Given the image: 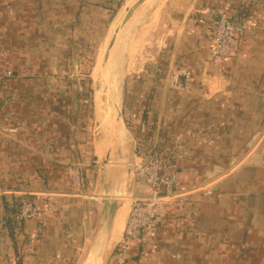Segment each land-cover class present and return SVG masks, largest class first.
I'll list each match as a JSON object with an SVG mask.
<instances>
[{
  "label": "crops",
  "instance_id": "1",
  "mask_svg": "<svg viewBox=\"0 0 264 264\" xmlns=\"http://www.w3.org/2000/svg\"><path fill=\"white\" fill-rule=\"evenodd\" d=\"M119 1L0 0V193H12L0 196V264H83L92 250L102 207L88 195H102L96 160L110 152L115 126L106 141L93 142L96 110L103 119L109 104L110 73L94 104L81 66L95 58L99 26ZM157 4L139 22L135 15L126 43L130 58L132 36L143 27L145 37L155 34L145 58H130L121 86L131 121L123 149L136 168L156 155L169 161L175 195L125 264H264V0ZM218 9L248 28L234 55L215 64L211 12ZM182 72L191 73L190 82ZM77 167L83 180L95 173L88 184L73 183ZM13 195L40 208L52 201L43 234L39 218L10 227ZM149 195L148 185H129L122 226L115 224L101 264H118L130 203Z\"/></svg>",
  "mask_w": 264,
  "mask_h": 264
},
{
  "label": "built area",
  "instance_id": "2",
  "mask_svg": "<svg viewBox=\"0 0 264 264\" xmlns=\"http://www.w3.org/2000/svg\"><path fill=\"white\" fill-rule=\"evenodd\" d=\"M214 16L215 38L212 52V60L218 64L222 60L230 58L235 53L236 43L247 30V25L233 18L227 9H218L211 12ZM185 80L190 82V72H182ZM8 77L11 72H6ZM4 78L0 72V80ZM171 163L162 157L153 156L148 162H141L136 168V180L145 183L151 188V195L145 198H136L129 208V216L124 230L123 238L116 248L115 259L118 264H125L129 258L130 251L134 244L144 243L149 240L156 229L163 213L167 199L175 195L176 172L171 168ZM72 181L76 186H82L83 176L78 169L72 173ZM0 196L10 195L5 192ZM16 212L13 215V225L18 230L24 222L39 218L38 233L44 232L45 216L53 213L56 207L52 201L43 203L42 207L28 197L14 196ZM4 228L7 223L2 222Z\"/></svg>",
  "mask_w": 264,
  "mask_h": 264
},
{
  "label": "water",
  "instance_id": "3",
  "mask_svg": "<svg viewBox=\"0 0 264 264\" xmlns=\"http://www.w3.org/2000/svg\"><path fill=\"white\" fill-rule=\"evenodd\" d=\"M152 0H132L124 2L122 20L114 29L109 40L108 52L106 53L105 63L108 65L112 60L116 51H120L125 63L115 60L113 71L108 77L107 89L109 91V106L112 112V122L115 126V132L111 137V148L115 150L118 157L115 161H121L122 167H117L114 180L109 178V170L107 164L112 162L110 154H107V159L101 167L103 186L101 201V214L99 216L97 233L94 239L92 250L83 264H101V260L105 253L106 247L112 235L115 224L117 223L118 230L121 228L125 214V195L129 185L135 179L136 166L124 154V134L127 131V125L124 119L123 107L120 103V89L122 82L128 71V54L126 41L128 32L132 30L131 23L134 20L136 13L148 2ZM114 62V61H113Z\"/></svg>",
  "mask_w": 264,
  "mask_h": 264
},
{
  "label": "rangeland",
  "instance_id": "4",
  "mask_svg": "<svg viewBox=\"0 0 264 264\" xmlns=\"http://www.w3.org/2000/svg\"><path fill=\"white\" fill-rule=\"evenodd\" d=\"M126 1V0H125ZM124 1V2H125ZM128 1V0H127ZM158 1V2H157ZM152 0L151 2H148L146 5L143 6V8L138 11V13L136 14V19L137 22H139V20L142 19V15L146 13V8L147 7H152L153 5H155V3L157 4L156 7H163V5L165 6L168 0ZM162 2V4H159V2ZM124 2L120 3L117 7H112V12L108 14V16L105 18H103V21L101 22V26H99V32H98V37H97V44H95V46H97V51L95 54V58L91 61H87L85 66H81V73H83V75H85L86 77H90L92 79V89L93 92L88 93V95L90 94V97L88 98V100H92L93 103L95 104L97 100H95V95L96 93H98L100 85L98 82H96L98 79H100V83L103 87L104 83L106 82V74H109V69L108 66L105 63V59H101L100 56L98 58V62H97V57H98V53H99V48H101V54H102V49H104V46L108 45L110 37L112 36V33L114 31V29L116 28V26L121 22L122 19L119 20L120 16L123 14V10H124ZM118 3V2H117ZM151 4V5H150ZM116 6V4H115ZM154 7V6H153ZM135 19V21H136ZM135 23L133 24V22L131 23V28L135 27ZM147 27H143L136 35H134V37L132 36V40L130 43V58L132 59L133 64H135V56H140L141 58H145L144 56H147L146 50L148 49L147 44L154 41V37L155 34L152 36H146L147 34ZM133 30H130L128 32V38L126 43L129 41L128 39L131 37V33ZM105 44V45H104ZM100 54V55H101ZM120 60L123 61V63H125L126 60L123 59L121 52H120ZM130 58H128L127 60V64L130 62ZM120 62V61H119ZM96 71V72H95ZM89 75V76H88ZM126 78V77H125ZM96 79V80H95ZM129 80H126V82H128ZM124 82V80H123ZM122 82V84H123ZM89 84V83H88ZM90 85V84H89ZM97 91V92H96ZM108 91V89H107ZM105 95V100L108 101L109 100V91H108V96L106 94ZM122 95H123V90L122 87L120 89V103L121 106L123 107L122 104ZM105 101V102H106ZM109 102V101H108ZM107 105L109 106V104L107 103ZM97 106V105H96ZM106 107V115L103 119H101L97 113L96 110V114H95V118H93V123H92V128H91V137L93 142H95V144H99L101 141L103 143V141H106L107 138V133L109 132L108 129L111 130L110 128V124L112 125V112H111V108L110 107ZM109 108V109H108ZM123 109V108H122ZM104 112V109L102 110ZM124 112V119L126 122V125L128 127V120H127V115H125V109H123ZM92 117V115H90ZM89 116V117H90ZM94 117V116H93ZM108 120H105V119ZM111 144V141H110ZM113 148H111L112 150ZM111 150L108 154H110V159H112V162L107 164V169L109 170L108 173L113 172L114 169H116L117 167L123 165V163L120 161H115L118 159L115 150L111 153ZM113 155V156H111ZM107 159L106 156H101L99 155V158H97V162H99V164L96 165H100V167H103L104 165V161ZM113 169V170H112ZM135 182L139 183L136 180V173H135ZM89 183V182H88ZM87 183V184H88ZM141 183V182H140ZM145 184V183H144ZM96 188V186H95ZM93 191H91L90 193H92ZM102 194V191H100ZM88 197L91 198L92 201H95L97 204L101 203L102 199H103V194L101 195V197L97 196V195H93V194H89ZM126 198L128 199V196H126ZM125 198V199H126ZM132 203H130L131 206ZM100 206V205H99Z\"/></svg>",
  "mask_w": 264,
  "mask_h": 264
},
{
  "label": "bare ground",
  "instance_id": "5",
  "mask_svg": "<svg viewBox=\"0 0 264 264\" xmlns=\"http://www.w3.org/2000/svg\"><path fill=\"white\" fill-rule=\"evenodd\" d=\"M132 0H130V2H131ZM129 2V1H128ZM125 11V9L123 10V12ZM120 19H122V16H120V18H119V20ZM120 51H116V53L114 54V57L112 58V60H110L109 61V63H108V69H109V73H111L112 71H113V68H114V64L116 65V62H115V60L116 61H118L119 62V60H120ZM114 61V62H113ZM96 72V71H95ZM96 80V79H95ZM96 82H98L99 83V85H100V88H99V91H98V93H96V100H97V102L99 103L100 102V100H101V98H102V89H101V87H102V85H101V83H100V79H98ZM97 92V91H96ZM103 100V99H102ZM101 105H102V103H101Z\"/></svg>",
  "mask_w": 264,
  "mask_h": 264
},
{
  "label": "trees",
  "instance_id": "6",
  "mask_svg": "<svg viewBox=\"0 0 264 264\" xmlns=\"http://www.w3.org/2000/svg\"><path fill=\"white\" fill-rule=\"evenodd\" d=\"M119 2L121 3L122 0L119 1ZM120 3H119V4H120ZM128 122H129L128 125L131 126V121L128 120ZM132 130L135 131V132L137 131V130H134L133 128H132ZM94 174H95V173L92 172V171H90V172L87 174V177L84 179V180L86 181V183H88V182H90V181L92 180V178H93L92 176H93ZM15 212H16V211H15ZM15 212H14V213H15ZM9 224H10V227H11V228H15V226L12 224V221H10Z\"/></svg>",
  "mask_w": 264,
  "mask_h": 264
}]
</instances>
